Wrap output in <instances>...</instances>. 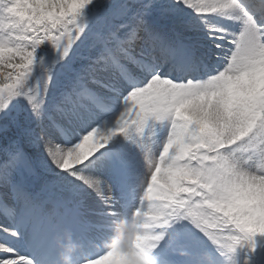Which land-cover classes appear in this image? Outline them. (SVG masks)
<instances>
[{"label": "snow or ice", "instance_id": "obj_1", "mask_svg": "<svg viewBox=\"0 0 264 264\" xmlns=\"http://www.w3.org/2000/svg\"><path fill=\"white\" fill-rule=\"evenodd\" d=\"M261 33L264 0H0V116L22 105L40 126L38 135L26 133L11 147L7 164L0 166V217L27 233V256L35 264H48L52 226L46 234L30 231L21 215V206L32 205L31 193L12 173L37 175L23 151L29 141L41 152L42 169L78 181L106 208L114 207L104 203L103 187L111 191V186L95 172L122 158L123 143L117 138L142 153L143 134L159 117L165 127L151 139L158 157L162 141L180 127L162 111L169 98L165 81L215 76L230 57H251L264 47ZM233 150L254 148L241 140ZM170 163L166 158L164 164ZM146 168L143 160L139 191L158 172L155 164L145 174ZM4 227L0 237H8L12 251L0 253V259L14 256L20 247Z\"/></svg>", "mask_w": 264, "mask_h": 264}, {"label": "clouds", "instance_id": "obj_2", "mask_svg": "<svg viewBox=\"0 0 264 264\" xmlns=\"http://www.w3.org/2000/svg\"><path fill=\"white\" fill-rule=\"evenodd\" d=\"M164 87L169 98L162 111L180 127L162 141L158 157L151 139L165 121L157 117L152 131L143 134L145 174L155 164L156 178L147 180L127 210L118 209L108 191L104 203L114 207L106 208L87 238L53 224L48 264H159L157 249L165 237L171 241L179 224L191 226L211 245L199 264H249V254L264 244V47L251 57H230L215 76L165 81ZM241 140L254 151L236 153L233 146ZM57 159L64 163L63 155ZM0 226L20 245L0 264H35L26 254L27 233L10 218L0 219ZM8 245V237H0V253L12 251ZM178 255L188 252L180 249Z\"/></svg>", "mask_w": 264, "mask_h": 264}, {"label": "rangeland", "instance_id": "obj_3", "mask_svg": "<svg viewBox=\"0 0 264 264\" xmlns=\"http://www.w3.org/2000/svg\"><path fill=\"white\" fill-rule=\"evenodd\" d=\"M229 27L233 31L238 30V26L229 24ZM200 39L205 40L203 35ZM7 121H12V123L6 124ZM12 125V129H10ZM33 131L32 137H35L39 134L40 126L31 117L27 108L22 105H13L6 115L0 116V166L7 164L9 150L18 141L21 142V136ZM117 139L123 143L122 158L107 161L101 168L96 170L95 174L105 181V185L111 186V194L116 201V207L120 210H127L137 202L139 191L137 174L143 170V158L135 144L130 141H123L122 137ZM30 150L33 157L30 153H27ZM23 151L27 159L36 166L37 175L35 177H25L19 169L15 170L12 175L16 179L22 180L23 186L31 193V207L20 210L21 215L29 223V230L32 226H35V222L42 224L43 228L50 227L53 224H61L64 226L69 225L68 227L74 226V229L76 226L78 227L80 221L88 222L89 220L88 223L91 226L86 231H84L85 225H83L85 226L83 230L80 226L79 229L77 228V234L75 235L87 238L94 234L95 225L103 219L107 211L97 194L78 181L71 182L49 175L56 174L40 167L41 152L35 143L30 141L29 145L23 148ZM103 191L107 194L106 186L103 187ZM88 210L91 212L89 218L87 217L89 216ZM81 212L84 214H81ZM80 215H85V217L82 216L78 221ZM43 232L48 231L44 230ZM170 236L171 241L168 237H165L157 249L156 254L159 264H172V261H170L172 258L180 259L181 263L177 264H199L201 254L206 250L212 251L208 241L187 224L176 225L171 230ZM261 246L264 251V244H259L256 249L257 252ZM180 249H185L188 255H178ZM249 264H264V256L252 260Z\"/></svg>", "mask_w": 264, "mask_h": 264}, {"label": "bare ground", "instance_id": "obj_4", "mask_svg": "<svg viewBox=\"0 0 264 264\" xmlns=\"http://www.w3.org/2000/svg\"><path fill=\"white\" fill-rule=\"evenodd\" d=\"M95 175H96V174H95ZM76 221H77V220H76ZM173 261L176 262V263H180V261H179L177 258H175Z\"/></svg>", "mask_w": 264, "mask_h": 264}, {"label": "trees", "instance_id": "obj_5", "mask_svg": "<svg viewBox=\"0 0 264 264\" xmlns=\"http://www.w3.org/2000/svg\"><path fill=\"white\" fill-rule=\"evenodd\" d=\"M11 123H12V121H7V122H6V124H11Z\"/></svg>", "mask_w": 264, "mask_h": 264}]
</instances>
